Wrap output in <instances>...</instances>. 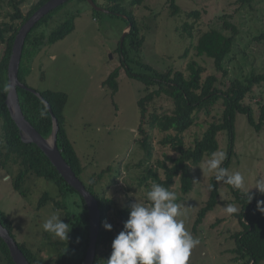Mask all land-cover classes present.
<instances>
[{
    "label": "rangeland",
    "instance_id": "obj_1",
    "mask_svg": "<svg viewBox=\"0 0 264 264\" xmlns=\"http://www.w3.org/2000/svg\"><path fill=\"white\" fill-rule=\"evenodd\" d=\"M38 1L24 0V14ZM177 4L181 12L175 16L171 15L166 0H145L140 7L124 4V9L136 18L140 36L145 38L137 56L143 64L162 72L170 68L186 72L187 64L196 61L206 69L204 78L217 75L218 87L222 90H226L231 79H243L253 72L264 73V0H254L252 9L240 8L237 0H177ZM55 10L50 12L52 17L41 29L49 33L74 17V30L64 39L38 48L25 81L36 92L52 90L67 95L66 129L85 168L81 176L84 183L88 184L92 177L110 168L95 188L96 192L106 193L118 207L135 202L150 203L146 193L152 181L144 179L147 167L158 168V161L170 164V159L178 156L170 147L161 144L164 135L158 132L155 123L156 117L171 113L173 104L165 96L150 103L145 126L149 149H143L137 141L140 137L137 130L140 125L138 101L146 96L145 86L127 77L117 52L124 32L129 30L126 22L118 16L95 14L83 0H70ZM194 10L201 13L197 20L187 17ZM225 15L231 16L229 20L237 26L239 33L235 37L234 51L225 62L228 76L223 78L216 72L212 59L197 56L195 46L202 32L222 26ZM186 21H195L193 38L183 30ZM117 68L121 69L119 90L113 95L103 82ZM244 104L252 108L258 123L260 107L264 105V83L254 87ZM222 110L223 106L218 104L210 115L197 114L195 125L185 133L186 145L193 146L194 140L221 117ZM218 140V151L228 154L226 133H220ZM233 143L227 170L229 174H242L244 187L240 191L246 193L257 178L264 179V124L257 132L245 114L237 113ZM209 158L191 165L194 184L188 194H182L178 179L169 190L176 193V203L180 205L181 215L177 219L183 220L186 230L200 241L192 249L188 264H245L231 252L234 249L231 237L241 228L234 214L227 215L223 211L228 204L239 209L229 186L220 187L217 206L193 229L199 210L208 200V185L214 176L203 171ZM9 173L0 167V209L12 221L16 241L49 260L55 256V251L44 241V234L51 240L55 238L42 229V224L52 214L60 215L62 220L65 212L54 209L50 203L39 209L38 204L44 193L57 199L58 190L43 178L29 176L24 184L26 198H23L12 187L14 172ZM159 174L162 175L161 169ZM250 191L256 192L255 189ZM259 197L264 199V195ZM110 219H115L113 214Z\"/></svg>",
    "mask_w": 264,
    "mask_h": 264
},
{
    "label": "trees",
    "instance_id": "obj_2",
    "mask_svg": "<svg viewBox=\"0 0 264 264\" xmlns=\"http://www.w3.org/2000/svg\"><path fill=\"white\" fill-rule=\"evenodd\" d=\"M47 1L39 0L27 14H24L22 10L24 0H0V167L10 173L14 172L11 181L12 187L23 198H26L24 184L29 176L43 178L53 183L58 190L57 199H54L48 193H44L39 201L38 208L41 209L50 203L54 209L63 210L65 216L62 221L69 223L71 230L67 241L58 238L51 240L46 236V233L44 234V241L48 242L55 251L53 258L45 260L40 257V252L33 251L25 244L16 241L13 223L1 209L0 223L17 242L18 248L29 264H83L90 242V217L87 204L81 194L58 173L37 145L22 141L20 130L12 119L6 104L9 93L8 67L16 36L21 26ZM83 1L87 2L86 0ZM93 1L97 6L109 11V13H103L93 9L95 14L118 16L126 22V28L131 25L117 52L120 55L121 65L127 77L145 86L146 96L138 101L140 125L137 130L140 135L137 141L143 149H149V136L145 126L150 103L157 97L165 96L173 104L171 113L156 117L155 123L158 132L164 135L161 144L170 147L178 156L171 158L170 164L158 161V168L148 166L144 179H151L152 183L155 181L168 190L175 185V181L178 179L181 192L186 195L193 189L194 184L191 165L202 163L207 157H211L213 152L218 151V137L222 132H225L228 138L229 150L221 167L228 168L233 154L237 113L245 114L248 123L257 132L261 131L264 124V105L260 107L257 123L252 108L245 105L244 101L252 93L254 87L264 83V73L253 72L243 79H231L226 90H222L218 87L219 78L217 75L212 74L204 78L203 74L206 69L196 61H190L187 64L186 72L177 71L174 68H170L166 72L157 71L151 66L143 64L137 57L145 38L140 36L141 30L134 15L124 9L125 3L131 7H140L145 0ZM253 1L237 0V3L242 9H252ZM166 2L171 15L180 14L181 8L177 4V0H166ZM200 16L201 13L196 10L187 14L188 18H194L195 20L199 19ZM51 17L52 13L44 16L31 29L25 39L19 66V80L25 87L29 88L25 78L38 48L46 44H54L64 39L74 30L75 18L70 17L55 30L46 33L41 29V26ZM222 17L224 22L220 28H210L198 36L195 51L198 57L212 59L216 72L221 73L222 77L226 78L228 71L225 68V62L234 51L235 37L238 35L239 29L229 20L231 16L225 15ZM194 28L195 21L191 23L186 21L183 25V30L189 38H193ZM2 49L3 52L1 53ZM120 70V68L115 69L103 82V86L108 88L113 95L119 90ZM17 92L25 119L43 138L48 139L53 132V120L47 106L39 97L26 88H18ZM39 93L50 106L58 122V150L75 176L98 202L101 222L94 264H104V261L110 256L113 239L123 230V224L128 219L131 205L118 207L115 200L108 197L106 193L95 191V188L110 168L92 177L88 184L82 181L81 176L85 168L68 137L66 129L64 108L68 97L60 91L46 90ZM218 104L223 106L221 117L216 122H212L202 135L194 140L193 146H187L185 133L195 125L197 114L203 112L210 115L213 108ZM159 169H161L162 175L159 174ZM209 184L212 185V189L209 191L208 200L197 214L193 229L195 230L204 221L207 214L217 206L220 187L222 185L229 186L234 201L239 206V212L234 214V217L241 228L231 237L234 242V249L231 252L236 254L237 259L245 262V264H262L264 262V213L256 208L257 200H264L259 197L261 194L257 192L255 198L247 203L244 193L240 189L236 190L225 184L224 180L217 181L215 176H212ZM112 214L115 217L114 220L110 219ZM104 222L112 226L111 230L103 228ZM0 264H15L7 244L1 237Z\"/></svg>",
    "mask_w": 264,
    "mask_h": 264
},
{
    "label": "clouds",
    "instance_id": "obj_3",
    "mask_svg": "<svg viewBox=\"0 0 264 264\" xmlns=\"http://www.w3.org/2000/svg\"><path fill=\"white\" fill-rule=\"evenodd\" d=\"M226 158L224 151L213 152L205 161L203 171L214 174L215 180H224L225 184L239 190L244 187V177L240 172L229 174L227 168L221 167ZM211 189L212 185L209 184L208 191ZM251 189L264 195V179L257 178L244 193L247 203L255 198L256 192H251ZM146 198L150 203L135 202L131 205L123 230L113 239L110 256L104 264H188L192 249L200 241L186 230L183 220L177 219L181 213L180 205L176 203V193L153 181ZM262 205L264 200H257V210L264 213ZM223 211L232 215L238 213L239 209L228 204ZM111 227L103 223L105 230H111ZM42 229L54 238L67 241L71 227L60 219V215L52 214L44 221Z\"/></svg>",
    "mask_w": 264,
    "mask_h": 264
},
{
    "label": "water",
    "instance_id": "obj_4",
    "mask_svg": "<svg viewBox=\"0 0 264 264\" xmlns=\"http://www.w3.org/2000/svg\"><path fill=\"white\" fill-rule=\"evenodd\" d=\"M68 1L70 0H48L21 26L12 48V55L8 67L9 93L6 100V104L9 108L12 119L15 121L17 127L20 130V136L22 138V141L27 144L37 145L40 150L47 156L52 165L57 169L58 173L84 198L88 207L90 217V242L87 250V255L83 264H94V259L96 255V244L100 232L101 222V215L98 202L94 198V196L86 190L83 183L75 176L74 172L64 161L60 151L58 150L57 132L59 126L57 120L55 119L51 111L50 106L47 102L42 99L39 92L25 87L19 80V66L22 56V50L28 33L44 16H46L47 14H49L56 8L62 6ZM86 1L95 11L109 13L108 10L97 6L93 0ZM130 27L131 25H129L127 29L130 30ZM129 30L124 32L123 40ZM18 88H26L30 92L34 93L37 97H39L47 106L53 120V132L48 139L43 138L25 119L20 106V101L17 92ZM0 237L7 244L11 257L15 264H29L22 251L18 248L17 242L10 236L8 230L5 229L1 223Z\"/></svg>",
    "mask_w": 264,
    "mask_h": 264
},
{
    "label": "crops",
    "instance_id": "obj_5",
    "mask_svg": "<svg viewBox=\"0 0 264 264\" xmlns=\"http://www.w3.org/2000/svg\"><path fill=\"white\" fill-rule=\"evenodd\" d=\"M68 134V133H67Z\"/></svg>",
    "mask_w": 264,
    "mask_h": 264
}]
</instances>
